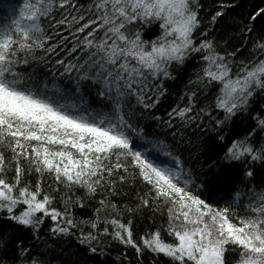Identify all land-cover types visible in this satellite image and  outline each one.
<instances>
[{"label":"snow or ice","instance_id":"1","mask_svg":"<svg viewBox=\"0 0 264 264\" xmlns=\"http://www.w3.org/2000/svg\"><path fill=\"white\" fill-rule=\"evenodd\" d=\"M0 13V264H264V0Z\"/></svg>","mask_w":264,"mask_h":264},{"label":"trees","instance_id":"2","mask_svg":"<svg viewBox=\"0 0 264 264\" xmlns=\"http://www.w3.org/2000/svg\"><path fill=\"white\" fill-rule=\"evenodd\" d=\"M81 3L87 4L88 0H80ZM243 2L245 4H250V3H256V4H260L261 0H243ZM165 107H167V102L165 103ZM223 179V178H221Z\"/></svg>","mask_w":264,"mask_h":264}]
</instances>
